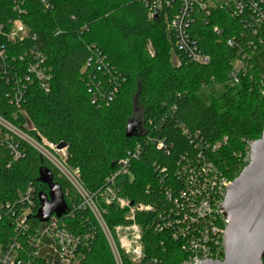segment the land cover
Masks as SVG:
<instances>
[{"label": "trees", "instance_id": "trees-1", "mask_svg": "<svg viewBox=\"0 0 264 264\" xmlns=\"http://www.w3.org/2000/svg\"><path fill=\"white\" fill-rule=\"evenodd\" d=\"M155 1L48 0L46 7L41 0H0V117L33 139L66 144V167L78 171L79 184L94 196L106 187L118 162L139 146L131 176L117 180V195L134 205L160 210L167 204L164 187L176 181L175 167L182 156L202 154L230 179L238 177L245 167L240 157L245 141L258 140L264 130V78L252 62L240 84L228 86L231 64L239 54L227 45V39L242 32L253 37L240 21L214 10L211 24L206 26L202 15L196 16L193 36L210 57V63L202 66L175 48L168 22L178 3L167 6L163 0V9L151 17ZM18 20L30 37L12 42L9 33ZM215 27L221 35L214 33ZM37 54L51 68V90L46 94L32 87L17 110L11 101L12 77H21ZM93 57L104 60L110 78L98 70L95 61L87 66ZM94 79L104 93L119 85L111 102L99 99L100 103H91L89 83ZM220 86L226 92L217 95L215 89ZM210 90L214 91L205 101L201 93ZM135 118L141 124V135L128 139L127 125ZM148 137L160 139L167 150L147 142ZM224 138L226 145L213 153L210 146ZM14 143L20 154L17 159L0 138V247L15 235L9 211L18 215L24 208L19 194L28 186L34 189L28 222L32 230L42 223L37 214L39 194H49L48 185L39 180L40 170L45 169L60 186L67 205L58 219L75 236L91 235L78 264H117L105 234L92 213L81 207V198L69 179L25 141L15 138ZM100 209L112 233L114 227L129 223L125 219L129 208L113 203L101 204ZM154 214L136 215L143 231L144 258L139 264H179L185 257L179 245L168 234H156L148 227ZM20 241L27 250L29 244ZM119 253L123 264H134L122 250Z\"/></svg>", "mask_w": 264, "mask_h": 264}, {"label": "built area", "instance_id": "built-area-1", "mask_svg": "<svg viewBox=\"0 0 264 264\" xmlns=\"http://www.w3.org/2000/svg\"><path fill=\"white\" fill-rule=\"evenodd\" d=\"M41 1L49 7L48 0ZM175 2L178 3L177 11L168 22V28L173 32L177 52L185 55L194 64L205 66L210 63V57L200 49L193 36L192 28L198 14L202 15L205 25L209 26L214 10L225 11L231 18L240 21L245 31L253 36L250 38L242 32L239 36L227 39V45L236 48L239 54L231 64L229 83L233 86L239 85L241 78L252 68L257 52L264 50V0H166L165 4L171 6ZM163 4V0H156L150 16L153 17L156 11H161ZM15 8L20 12L18 6ZM213 31L217 35L222 34L218 27ZM26 37H30V34L24 24L20 20L14 22L9 40L23 41ZM21 59L23 60V57ZM94 61L98 65V70L110 78L111 70L104 64L103 59L93 57L88 61L87 66H92ZM175 62L177 63L176 59ZM26 68L21 77L17 75L12 77L14 85L11 101L17 110H21L25 96L32 87L36 86L46 94L51 90V68L45 64L42 55L37 54L35 61L28 63ZM111 81L112 79L109 80ZM89 86L93 105L100 103L99 99L107 103L111 102L119 87L117 85L110 92L104 93L100 82L95 79L89 83ZM25 127L28 129L27 126ZM0 138H4L14 159L20 157L14 143L15 138L25 141L53 164L58 162V154L66 151V149L59 150L58 145L49 144L45 139L40 141L33 139L25 130L2 117H0ZM226 140L224 138L214 143L210 146L211 151L213 153L220 151L226 145ZM147 142H154L159 149L167 150L166 144L160 139L148 137ZM253 143L254 141L246 140L245 152L240 155L245 167L250 162V149ZM38 147L51 157L39 151ZM139 153L140 147L137 146L127 154L126 158L118 162V167L108 178V184L98 196L90 195L79 184L78 171L73 172L74 181L68 178L81 198V207L92 213L105 234L116 263L123 264L119 249L134 264L141 263L144 258L143 231L136 221V215L141 212H154L148 227L156 234H168L170 239L179 245L185 255L179 264L223 261L225 253L223 239L229 225L228 219L223 214V205L227 188L234 179L227 177L218 165L202 154L198 157L182 156L175 167L176 181L164 187L163 195L167 204L160 210L142 204L134 205L117 195L116 183L120 178L131 176V163L138 158ZM33 197L34 189L28 186L19 194V201L24 208L18 215L11 209L9 211L12 218L10 224L14 228L15 235L8 245L0 247V264H35L37 260H42L44 264H78L82 258V247L88 245L91 235L86 234L82 237L71 234L55 215L32 230L28 217L32 213ZM113 203L130 210L125 218L129 223L114 227V233L104 222L100 209L101 204ZM123 231L130 232L132 236L125 235L123 238L120 236V239L119 233ZM21 239L29 244L27 250H24Z\"/></svg>", "mask_w": 264, "mask_h": 264}, {"label": "water", "instance_id": "water-1", "mask_svg": "<svg viewBox=\"0 0 264 264\" xmlns=\"http://www.w3.org/2000/svg\"><path fill=\"white\" fill-rule=\"evenodd\" d=\"M141 124L137 118L126 128V138L139 137ZM66 144L58 149H66ZM40 181L47 184L49 194H39L37 218L46 222L53 215L61 217L67 211L60 186L52 182L48 170H40ZM223 214L228 219L223 247V261L201 264H264V130L250 149V162L227 188Z\"/></svg>", "mask_w": 264, "mask_h": 264}, {"label": "rangeland", "instance_id": "rangeland-1", "mask_svg": "<svg viewBox=\"0 0 264 264\" xmlns=\"http://www.w3.org/2000/svg\"><path fill=\"white\" fill-rule=\"evenodd\" d=\"M220 1V0H219ZM149 50L151 51V53L153 54V50H152V47L149 45ZM173 61H175L174 57L172 58ZM254 61H255V64L257 66V70L259 72V74L264 78V50L257 53L254 57ZM229 87L233 86L231 83L228 84ZM214 90H210V91H207V92H203L201 93V97L207 101V96L209 95V93L213 92ZM215 91L217 92L216 94H223L226 92V89L223 88V87H217L215 89ZM29 129V125H26ZM39 151L43 152L44 154L48 155L49 157H51L48 153H46L43 149H41L40 147H38ZM65 154L67 156V151H63L61 152L60 154H58V162H55V166L57 167V169L62 173L64 174L67 178H69L71 181H74V179L72 178V175H74L73 172H71L65 165V162H66V157H65ZM119 238L121 236V238L125 237V235L127 237H131V233L130 232H127L125 233L124 231L123 232H120L119 233ZM120 238V239H121Z\"/></svg>", "mask_w": 264, "mask_h": 264}]
</instances>
